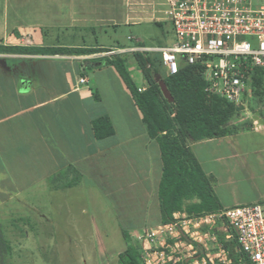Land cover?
Segmentation results:
<instances>
[{
	"label": "crops",
	"instance_id": "obj_1",
	"mask_svg": "<svg viewBox=\"0 0 264 264\" xmlns=\"http://www.w3.org/2000/svg\"><path fill=\"white\" fill-rule=\"evenodd\" d=\"M129 1L0 0V44L38 50L131 48L108 43L105 29L149 19L147 11ZM108 53H0V216L8 220L0 229L9 245L37 244L39 231L50 228L75 231L71 236L78 237L81 231L80 239L87 240L85 229L107 238L112 231L124 236V230L138 237L140 231L165 225L158 141L147 132L143 114L114 66L81 67L83 61ZM127 66L135 80L141 79L136 80L139 88H146L148 80L137 60L127 61ZM82 77L86 83L80 82ZM254 113L250 131L191 144L205 172L215 177L224 208L242 204L232 193L237 177H250L253 166L264 164V116ZM104 115L115 136L98 139L93 121ZM43 189L49 190L50 210L44 206ZM8 230H19L23 239L12 242ZM159 238L151 246L168 252L186 241ZM200 245L195 247L199 259L213 249ZM141 246L149 245L141 241ZM184 247L186 256L192 254L188 244ZM109 258L103 256V264ZM187 260L190 264L194 259Z\"/></svg>",
	"mask_w": 264,
	"mask_h": 264
},
{
	"label": "built area",
	"instance_id": "obj_2",
	"mask_svg": "<svg viewBox=\"0 0 264 264\" xmlns=\"http://www.w3.org/2000/svg\"><path fill=\"white\" fill-rule=\"evenodd\" d=\"M168 5L167 14L174 31L170 44L121 48L108 54L157 53L168 74L178 73L182 65H198L208 95H219L239 106L241 120L250 122L247 101L253 97L252 77L258 68H264V0H168ZM86 81L80 78V82ZM175 217V222L158 230L139 232L138 239L149 245L144 246V264L179 263L183 256L176 254L186 244L192 254L185 258L194 259L190 264H215V259L231 264L211 231L217 219L236 238L239 252L249 264H264V201L226 207L197 217H188L186 213L181 216L176 213ZM191 225L195 230H187ZM204 225L209 226V231L204 230ZM183 233L209 251L213 247L219 252H208L199 259L195 255L196 246L187 240L176 243L170 252L151 246L162 240L159 237L165 241L167 237L182 239Z\"/></svg>",
	"mask_w": 264,
	"mask_h": 264
},
{
	"label": "trees",
	"instance_id": "obj_3",
	"mask_svg": "<svg viewBox=\"0 0 264 264\" xmlns=\"http://www.w3.org/2000/svg\"><path fill=\"white\" fill-rule=\"evenodd\" d=\"M110 51L102 48L38 50L0 44V53L39 52L83 55ZM134 57L148 80V86L144 90H140L132 76L125 54L113 53L85 60L81 63V67L85 70H93L104 65L114 66L141 110L147 132L158 141L163 159V175L159 186L163 223L175 222L176 213L197 217L218 212L224 206L215 191V177L205 172L191 144L250 131L254 127L253 123H245L241 120L239 106L219 95H208L205 91L206 80L198 65H182L178 73L167 72L162 80H158V66H163L160 54L150 53L145 56L142 52H134ZM161 81H164L171 91L173 101L165 97ZM251 86L253 97L250 107L253 112H257L253 102L264 103V68L255 71ZM259 115L264 116V111H260ZM93 128L98 139L115 136V129L108 115L95 119ZM123 233L128 246L120 254V264H144L139 249L132 244L129 232L124 230ZM182 238L193 243L197 248H202L198 242L184 233ZM234 243L238 247L235 237ZM12 253L13 248L7 243L5 232L0 229V264H9L8 256ZM234 257V264H249L246 256L241 252ZM188 263L189 261L178 264Z\"/></svg>",
	"mask_w": 264,
	"mask_h": 264
},
{
	"label": "rangeland",
	"instance_id": "obj_4",
	"mask_svg": "<svg viewBox=\"0 0 264 264\" xmlns=\"http://www.w3.org/2000/svg\"><path fill=\"white\" fill-rule=\"evenodd\" d=\"M128 3L130 6H139L143 8L144 11H147L145 16L149 19L132 25H120L119 27L112 25L107 26L105 29L108 32V43L115 44L116 46L159 47L168 45L172 42L174 39V31L167 14V10L169 9L168 0H130ZM96 30L97 34L102 33L100 29ZM129 36H135L138 40L130 39ZM134 52L135 51L122 54H125L128 61L131 62V60L135 59ZM143 54L147 56L150 52H144ZM153 54L154 53H152V55ZM158 68L159 72L157 74V79L162 80V78L166 76L167 71L163 66H158ZM136 80L140 81L141 79L137 76ZM251 100L252 96L248 99L247 104L250 112L249 119L252 120L251 117H254L256 114L250 107ZM253 105L258 114L260 111H264V103L253 102ZM252 169L250 177L244 174V176L240 178L237 177L234 182V187L236 186V188L232 193H234L235 199L242 204H251L252 200L258 196H260L261 199L256 202L264 201V164L259 163V165L253 166ZM48 191V189H45L44 192L43 189L44 206H46V208L48 207L50 210L51 199L48 196ZM13 217L14 216H11V218ZM3 218L0 216V223H4L5 220H3ZM5 222V225H7L8 220ZM48 226L50 227V224H48ZM86 226L89 225L86 224ZM211 231L216 236L220 247L225 249V255L231 259V264H234V256L239 253V249L234 243V236L230 235L231 232L224 227L219 219H217L216 224L212 226ZM6 232L7 238L14 243L19 242L21 238L23 239V235H21L19 230H8ZM39 232L41 235L37 244H30L28 241V244L25 242L23 244L20 243L21 245L15 244L12 246L13 253L11 256H8L9 264H103L102 258L107 254L110 255L108 264H120V254L123 253L128 246L125 236H122L121 231H112L109 238H107L106 234L103 232L85 229L82 231V234L84 233L83 237L87 240L80 239L82 237L81 231L79 232V237L74 235L71 236V233L75 231L50 228V230H42V232ZM98 234L101 236H98ZM68 236H71L70 240L67 239ZM131 240L132 244L139 249L142 255L144 248L141 246V241L135 234L131 235ZM112 241L113 243H111ZM86 242H89V244L87 245ZM105 243H107V245H105ZM179 250L180 252L176 254V256H183L180 262L186 263L189 261L185 258L188 250L183 246L179 247ZM36 252H38L40 256H37ZM211 252H219V249L213 248ZM215 264H222V262L215 259Z\"/></svg>",
	"mask_w": 264,
	"mask_h": 264
},
{
	"label": "water",
	"instance_id": "obj_5",
	"mask_svg": "<svg viewBox=\"0 0 264 264\" xmlns=\"http://www.w3.org/2000/svg\"><path fill=\"white\" fill-rule=\"evenodd\" d=\"M160 84H161V87H162V90H163L165 97L168 98L170 101H173L174 98L172 96L171 91L168 89L166 83L164 81H161Z\"/></svg>",
	"mask_w": 264,
	"mask_h": 264
}]
</instances>
